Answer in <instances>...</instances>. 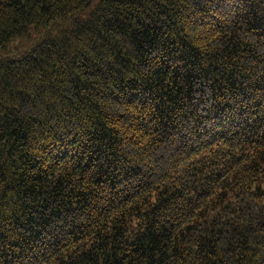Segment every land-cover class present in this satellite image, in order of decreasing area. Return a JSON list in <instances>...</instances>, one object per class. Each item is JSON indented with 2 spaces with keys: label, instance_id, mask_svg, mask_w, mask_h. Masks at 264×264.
<instances>
[{
  "label": "trees",
  "instance_id": "1",
  "mask_svg": "<svg viewBox=\"0 0 264 264\" xmlns=\"http://www.w3.org/2000/svg\"><path fill=\"white\" fill-rule=\"evenodd\" d=\"M0 264H264V0H0Z\"/></svg>",
  "mask_w": 264,
  "mask_h": 264
}]
</instances>
